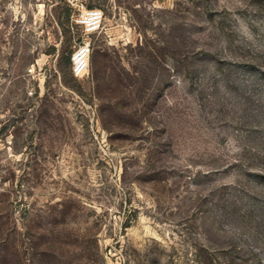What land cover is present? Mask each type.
Here are the masks:
<instances>
[{
	"label": "rangeland",
	"instance_id": "374dc122",
	"mask_svg": "<svg viewBox=\"0 0 264 264\" xmlns=\"http://www.w3.org/2000/svg\"><path fill=\"white\" fill-rule=\"evenodd\" d=\"M0 264H264V0H0Z\"/></svg>",
	"mask_w": 264,
	"mask_h": 264
},
{
	"label": "built area",
	"instance_id": "2783aa9c",
	"mask_svg": "<svg viewBox=\"0 0 264 264\" xmlns=\"http://www.w3.org/2000/svg\"><path fill=\"white\" fill-rule=\"evenodd\" d=\"M102 11L98 7H83L75 18L84 30L96 29L101 20ZM90 39H82L70 52V71L75 75H83L87 72L90 57Z\"/></svg>",
	"mask_w": 264,
	"mask_h": 264
},
{
	"label": "trees",
	"instance_id": "16d2710c",
	"mask_svg": "<svg viewBox=\"0 0 264 264\" xmlns=\"http://www.w3.org/2000/svg\"><path fill=\"white\" fill-rule=\"evenodd\" d=\"M69 61H70V58H69Z\"/></svg>",
	"mask_w": 264,
	"mask_h": 264
}]
</instances>
